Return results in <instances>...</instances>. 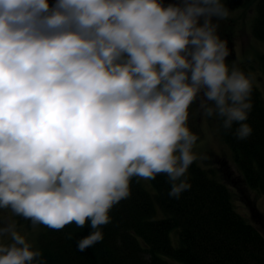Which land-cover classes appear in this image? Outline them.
<instances>
[{
    "label": "clouds",
    "instance_id": "obj_1",
    "mask_svg": "<svg viewBox=\"0 0 264 264\" xmlns=\"http://www.w3.org/2000/svg\"><path fill=\"white\" fill-rule=\"evenodd\" d=\"M222 0H0V209L61 230L101 226L133 178L191 185L199 98L246 139L251 77L229 67L217 34ZM0 264H42L15 224L0 227Z\"/></svg>",
    "mask_w": 264,
    "mask_h": 264
},
{
    "label": "trees",
    "instance_id": "obj_2",
    "mask_svg": "<svg viewBox=\"0 0 264 264\" xmlns=\"http://www.w3.org/2000/svg\"><path fill=\"white\" fill-rule=\"evenodd\" d=\"M222 2L228 10L254 7L257 14L251 33L264 43V0ZM213 22L229 49L226 63L234 60V32L222 20ZM239 69L251 77L252 109L244 122L251 127V135L239 139L235 135L238 124L226 130L221 118L217 116L216 121L241 170V186L236 191L264 193V99L250 70ZM187 179L191 187L177 199L169 196L171 183L164 174L151 180L154 193L144 187L142 179L133 178L129 197L114 206L111 222L101 226L102 241L83 252L77 242L92 229L74 223L61 230L42 225L31 246L41 253L42 264H264V233L237 211L229 184L196 160ZM175 230L177 245L171 239Z\"/></svg>",
    "mask_w": 264,
    "mask_h": 264
},
{
    "label": "rangeland",
    "instance_id": "obj_3",
    "mask_svg": "<svg viewBox=\"0 0 264 264\" xmlns=\"http://www.w3.org/2000/svg\"><path fill=\"white\" fill-rule=\"evenodd\" d=\"M228 11V18L222 22L234 32L236 58L227 64L230 68L233 64L238 68L247 67L264 99V43L255 39L251 33L256 9L250 6ZM199 102L198 98L190 107L188 120L189 128L198 136L193 148L198 157L196 161L203 168L210 169L215 178L229 184L237 211L264 233V193L255 189H240V193L236 191L241 186L239 181L242 176L234 152L219 131L217 116L204 117L200 112ZM143 185L154 193L151 180H143ZM9 223L15 224L16 231L25 236L30 244H36L42 224L33 225L30 220L15 215L10 209H0V227ZM171 239L174 245L178 244L176 230L172 232ZM0 243L10 244L12 241L5 235L0 237Z\"/></svg>",
    "mask_w": 264,
    "mask_h": 264
}]
</instances>
